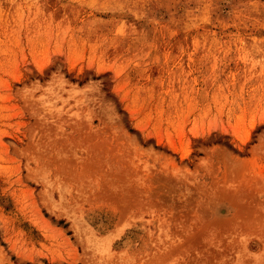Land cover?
<instances>
[{"label":"rangeland","instance_id":"rangeland-1","mask_svg":"<svg viewBox=\"0 0 264 264\" xmlns=\"http://www.w3.org/2000/svg\"><path fill=\"white\" fill-rule=\"evenodd\" d=\"M0 264H264V0H0Z\"/></svg>","mask_w":264,"mask_h":264}]
</instances>
